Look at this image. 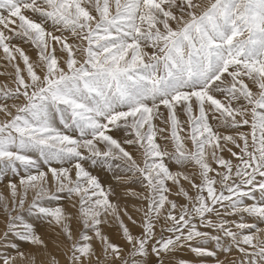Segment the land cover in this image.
I'll list each match as a JSON object with an SVG mask.
<instances>
[{
	"label": "snow or ice",
	"instance_id": "obj_1",
	"mask_svg": "<svg viewBox=\"0 0 264 264\" xmlns=\"http://www.w3.org/2000/svg\"><path fill=\"white\" fill-rule=\"evenodd\" d=\"M0 53V181L24 172L0 193V248L36 264L10 239L47 248L27 212L61 230L68 264H264V0H0ZM84 162L124 174L139 218ZM74 198L78 217L58 203Z\"/></svg>",
	"mask_w": 264,
	"mask_h": 264
},
{
	"label": "rangeland",
	"instance_id": "obj_2",
	"mask_svg": "<svg viewBox=\"0 0 264 264\" xmlns=\"http://www.w3.org/2000/svg\"><path fill=\"white\" fill-rule=\"evenodd\" d=\"M59 34V33H56ZM13 43L15 44H19L21 47H23L25 49V51L27 52V54L33 59L36 60L38 58V52L37 50L32 47L31 45L27 44V43H22L20 41H16L14 40ZM147 51L151 52L152 49H147ZM58 56H60L61 60H63L65 57L64 55L58 53ZM6 64V62L3 60L2 58V53H0V87H3L5 85L8 86H12L13 85V78L11 75H6L5 73H12L13 69L9 66V67H4V65ZM21 66L23 67V65L21 64ZM161 111H164L163 108H161ZM165 115H167V113L165 112ZM5 117L3 115V113H0V120H3ZM180 118L181 120L184 119V114L181 112L180 113ZM155 123L160 126L163 127V125L161 124L160 120L157 119L155 121ZM118 137L123 138L125 136V133L123 131H120L116 134ZM158 142L163 143V141H159V136H158ZM167 147L169 148V150H171L172 145L169 143L167 145ZM129 151H131L133 153L134 156L137 155L135 149L129 148ZM227 156V154H225ZM84 166L85 168L90 171L93 175H96L100 178L101 183L104 185L105 188H108L109 186H111L115 191H116V195L110 197L114 202H118L121 205L124 204H128L129 206L132 205L133 203H135L134 198L129 197L125 194L126 192V188L120 185V182L116 180V176H124V174L122 172H120L119 170H117L116 172L110 171V170H106L103 166L100 165H96V166H92L90 163L88 162H84ZM51 167H56V168H60V167H68V168H72V162L69 163H65L63 165H61L59 162H53ZM170 167H172L173 170H176V166L174 164L170 165ZM38 171H45V172H49V166H44L43 164L41 165V168L39 170L37 169H32L33 174H36ZM24 172L23 169L20 170V173L17 176H12L11 173L8 174V176L6 178L3 179V181H0V193H2L5 196H10V189L8 188V180L9 179H13L15 180V182L18 184L19 183V177L23 176ZM50 176V173H49ZM72 178L75 179V172L73 170L72 172ZM127 189H131L133 191L136 192H142L143 189L139 186L138 183H130L127 185ZM33 194L30 193L29 194V198H28V203H31ZM181 203H183L184 201L181 200ZM248 203H251L252 201H247ZM64 209L66 212L73 214V216H77L78 217V198H74L72 202H70L68 199H63L61 201L58 202ZM73 203H77V207H73ZM57 202H52V204L50 206H56ZM25 207H27V204L25 205ZM146 207V204H145ZM129 211L132 213V215H134V211H132L129 208ZM3 211L2 209H0V220L4 219V216L2 215ZM137 215H134L136 218H139V213H136ZM23 215L25 216V219L28 220L29 222L33 223L36 226V230L38 231V233H40L42 235V237L44 238V240L47 243V248L43 249V248H39L36 246L31 245L30 243H25V242H21L19 240H17L14 236L10 237V239L14 242L19 244V250L25 254L28 255H32L33 253L35 254V252L37 251V253H42L41 255H45L46 259H47V263H49L51 261V254H54L55 256L58 257V259L60 258L59 256H62L59 260H60V264H68V260L66 255L63 253V249L67 246V242L64 238V236L61 234V230L57 227L54 226H49L47 223H45L42 220H37L33 217H30L28 215L27 212H24ZM227 219L230 220H237L238 217L237 216H230V217H226ZM126 219V218H125ZM127 222V219H126ZM246 222L252 223V222H256L254 221L252 218H248L246 217ZM129 226L133 228V231H138V229L135 228V226L131 225L130 222ZM3 226L0 228L2 231H0V236L3 235L4 232V224H2ZM71 226L73 228L74 234L76 236V238H79V233L80 231H82V224L77 222V219H73L71 221ZM259 226L261 228H264V223H260ZM235 230V229H234ZM103 231L112 236L113 239H119L118 236V232L119 229L116 227V225L114 223H110L108 225H105L103 227ZM160 231V225L157 224V234H159ZM247 231V230H246ZM52 233V234H51ZM91 235V233H89ZM61 237L63 239H61ZM63 240V241H62ZM63 242V243H62ZM121 243L123 241H120ZM62 243V244H61ZM94 245H96L97 247H99V241L94 240L93 241ZM51 245L56 248L54 249V251L52 250ZM64 245V246H63ZM60 248H59V247ZM62 247V248H61ZM58 248V249H57ZM42 249V250H41ZM59 249H61L62 251H60ZM59 250V252H58ZM0 251H5L8 254L12 255V256H17V252L15 249L12 248H0ZM40 251V252H39ZM48 252V253H47ZM61 253V254H60ZM221 258H224L223 254L221 253ZM18 257V256H17ZM20 258V257H18ZM180 258H188V259H193V254H191L190 252H188L186 249L181 252L180 254H178V256L173 257L174 260H179ZM239 259L240 258V254L237 252H233L231 254V256L229 257V259ZM50 259V260H49ZM50 264V263H49ZM207 264H214V261L209 258L207 261Z\"/></svg>",
	"mask_w": 264,
	"mask_h": 264
},
{
	"label": "bare ground",
	"instance_id": "obj_3",
	"mask_svg": "<svg viewBox=\"0 0 264 264\" xmlns=\"http://www.w3.org/2000/svg\"><path fill=\"white\" fill-rule=\"evenodd\" d=\"M129 208L132 210V207H131V205L129 206ZM3 215V214H2ZM134 215H137L136 214V212L134 211ZM133 215V216H134ZM135 217V216H134ZM3 224V222H2V219L0 220V228L3 226L2 225ZM0 231H2L1 229H0ZM52 234V233H51ZM61 239H63L62 237H61ZM63 241V240H62ZM63 243V242H62ZM61 243V244H62ZM64 246V245H63ZM51 247H52V250L51 251H54V249H56V248H54L52 245H51ZM59 247V246H58ZM60 248V247H59ZM62 248V247H61ZM44 249V248H43ZM58 249V248H57ZM42 250V249H41ZM60 251H62L61 249H59ZM59 250H58V252H59ZM40 252V251H39ZM55 252V251H54ZM48 253V252H47ZM42 253H37V251L35 252V254L33 253L32 255L30 254V255H28L29 257H35L36 258V264H49V263H47L48 261H47V259L49 258H47L44 254L43 255H41ZM61 254V253H60ZM27 255V254H26ZM50 256V255H49ZM47 259H46V258ZM60 258L61 257H63L62 256V254H61V256H59ZM58 258V257H57ZM59 258V259H60ZM50 260V259H49ZM60 261V260H59ZM16 264H28V262L27 261H25V260H23V259H21V258H18L17 257V261H16Z\"/></svg>",
	"mask_w": 264,
	"mask_h": 264
}]
</instances>
